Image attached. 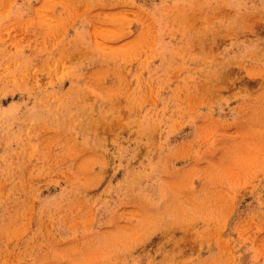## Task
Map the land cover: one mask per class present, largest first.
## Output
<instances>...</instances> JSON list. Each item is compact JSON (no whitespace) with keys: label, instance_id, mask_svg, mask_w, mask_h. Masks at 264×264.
I'll use <instances>...</instances> for the list:
<instances>
[{"label":"rangeland","instance_id":"obj_1","mask_svg":"<svg viewBox=\"0 0 264 264\" xmlns=\"http://www.w3.org/2000/svg\"><path fill=\"white\" fill-rule=\"evenodd\" d=\"M0 264H264V0H0Z\"/></svg>","mask_w":264,"mask_h":264}]
</instances>
